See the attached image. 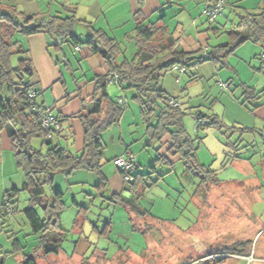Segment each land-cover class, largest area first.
Returning a JSON list of instances; mask_svg holds the SVG:
<instances>
[{
    "label": "rangeland",
    "instance_id": "1",
    "mask_svg": "<svg viewBox=\"0 0 264 264\" xmlns=\"http://www.w3.org/2000/svg\"><path fill=\"white\" fill-rule=\"evenodd\" d=\"M256 2L246 0L242 5L255 6ZM206 21L220 28L219 32L209 30L211 46L229 41L226 29L239 20L236 11L224 6L215 22ZM189 24L186 23L187 28ZM121 44L128 57L136 51L133 39L123 40ZM262 52L260 43L249 40L229 56V66L207 61L197 65L202 71L191 67L188 73L181 75L183 80L197 71L201 75L182 91L183 108L186 109L184 126L196 147L198 162L213 170L216 178L226 180L225 184L210 187L208 195L205 184L201 183L203 176L192 171L178 156L165 151L167 145L163 146L162 151L175 160V168L168 172L169 165H157L158 173L154 177L161 173L163 179L145 192L140 206L149 209L155 217L167 220L152 225L143 233L134 230L127 210L109 199L115 189L103 187L98 173L84 169L70 175L58 173L53 186L45 185L44 190L49 197L54 189L65 193L67 206L62 224L67 232L59 253L43 255L38 251L35 254L38 264H264V121L255 113L252 98H246L242 84H255L264 90ZM21 57L13 55V66L18 65ZM109 87L116 88L117 93L112 96L116 99L119 97L115 96H122L127 105L120 122L103 132V170L108 177L120 173L114 156L129 145L141 164L139 171L150 172L156 164V149L160 144L159 141L148 144L147 122L134 98L136 91L130 87L123 89L115 82L109 83ZM249 109L251 113L246 112ZM197 112L206 115L215 112L227 126L221 129L207 125L209 120L205 119L204 125L197 130ZM235 120L243 123H235ZM234 125L238 129H229L228 126ZM74 138L73 134L68 140L54 134L53 139H47L67 148L70 146L71 152L81 154L82 149H76ZM32 145L44 151L47 148L43 137L33 138ZM17 170L19 187H22L24 173L18 166ZM253 179L258 181L259 187H252ZM233 182L252 190L235 188ZM129 193L125 190L123 194L129 196ZM17 199L18 210L13 220L0 218V245L4 251L12 250L13 232L16 231L24 247L19 255L6 256V264H21L19 256L23 259L38 243L23 211L28 206L27 191H20ZM79 211L82 212L80 217H84L83 225L75 230ZM131 215L138 225H145L144 218L136 217L135 212Z\"/></svg>",
    "mask_w": 264,
    "mask_h": 264
},
{
    "label": "trees",
    "instance_id": "2",
    "mask_svg": "<svg viewBox=\"0 0 264 264\" xmlns=\"http://www.w3.org/2000/svg\"><path fill=\"white\" fill-rule=\"evenodd\" d=\"M237 16L238 23L226 29L229 41L211 46L208 42L206 51L205 47H201L198 51L189 52L181 47L179 38L163 21L164 16L157 21L148 22L144 11L137 9L134 12L136 51L128 57L121 41L109 35L104 29L95 27L92 22L79 19L75 12L68 16L50 12L28 16L14 4L6 6L0 4V133L4 132L9 137L17 166L25 177L21 188L14 186L6 191L2 199L0 218L5 221L7 218L12 219L18 210L17 196L20 191L26 190L28 206L23 211L30 224L31 234L36 235L38 239L36 249L24 254L21 264H38L35 256L38 251L41 252L39 254L49 255L57 254L62 249L67 232L62 224V215L67 206L64 200L65 193L60 189H54L49 197L44 190L45 185L53 186L58 173L70 175L75 170L84 169L98 173L103 187L110 185L103 171L105 145L102 135L105 130L120 122L125 110L123 98L110 97L108 92L110 82L117 83L123 89L128 87L135 89L134 98L139 103L141 113L147 122L148 144L152 145L155 141H159L160 144L156 149L158 152L156 164L151 167L150 172L141 173L137 161V166L131 172L132 178L125 181L123 171L119 169L124 182L123 192L127 190L130 192L129 196H125L123 192H113L109 198L127 210L134 230L146 233L152 225L163 224L166 220L155 217L149 209L140 206V198L145 192L163 179L164 174L161 173L154 177L158 173L157 165L159 163L169 165L168 172L175 168V160L165 151L178 156V159L184 161L192 171L202 175L201 183L205 184L206 191L219 181L213 170L197 160L196 147L184 126L186 109L183 108V104L176 97L167 95L160 83L165 74L177 66L185 67V72L207 61L229 66V56L249 40L260 43L264 51V4L257 10L244 9L238 12ZM77 22L82 23L87 30L85 39L75 32ZM219 29V26L209 27V30L215 32H219ZM16 32L26 36L45 33L52 39V45L56 48H61L67 42L75 46L87 45L93 52L100 54L108 66L107 74L99 75L95 80L91 107L83 105L86 113L79 116L85 136L81 154H74L53 140L48 141V137L53 139L54 134L58 136L63 132V123L67 117L53 113L51 108L39 102L43 89L37 82L31 81L34 75L33 61L28 56V50L18 40L13 39ZM14 54L22 55L17 66H13L12 63ZM192 74L190 80L197 78L195 73ZM243 85L246 98L254 97V89L247 84ZM120 99H123L122 103ZM171 99L174 102H171ZM175 102L179 104L176 105ZM35 106L54 114L60 127L44 128L40 114L34 109ZM195 115L197 120L208 119L207 125L221 129L227 126L215 113L206 115L197 112ZM228 127L238 129L236 126ZM198 128L199 126L197 130ZM35 137L45 139L47 143L45 151L43 148L33 147L32 140ZM165 145L167 147L163 152L162 148ZM131 154L127 152V156ZM76 204L79 205L77 202ZM9 206L13 208L12 215L7 212ZM81 211L75 219V230L83 225L84 217H80ZM133 212L136 213V217L145 219V225L140 226L136 223L131 215ZM152 218L163 222L156 223L157 221H153ZM151 221L154 224H151ZM14 241L23 249L24 246L18 239ZM9 253L10 251L5 252L7 255Z\"/></svg>",
    "mask_w": 264,
    "mask_h": 264
},
{
    "label": "crops",
    "instance_id": "3",
    "mask_svg": "<svg viewBox=\"0 0 264 264\" xmlns=\"http://www.w3.org/2000/svg\"><path fill=\"white\" fill-rule=\"evenodd\" d=\"M245 1L225 0L224 6L236 11L237 15L238 12L244 9L254 10L255 7L259 8L264 4V0H257L254 4L255 6H247L246 4L243 6L242 4ZM0 4L5 6L6 4H14L28 16L40 12L68 16L75 12L79 19H86L92 22L95 27L104 29L109 35L121 42L128 38L134 40V12L137 9H142L148 22L157 21L164 16L163 21L174 32V35L179 38L181 47L189 52L198 51L201 47L207 48L210 25L206 20L214 22L210 21L204 13L208 0H0ZM186 23H190L188 28ZM86 31L82 23H76L75 32L81 35L82 38L85 37ZM13 39L18 40L28 50V56L33 61L34 75L31 81L37 82L38 86L43 89L39 102L51 108L53 113L67 117V120L63 123V132L58 137L68 140L73 134L75 144L77 145L76 149L78 151L83 149L85 136L79 116L86 113V110H83V105L91 107L93 103L96 78L108 72V66L103 57L93 52L87 45L75 46L67 42L61 48H56L52 45L53 41L49 35L42 32L31 36L16 32L13 35ZM204 64L206 63L204 62ZM198 66L194 68L201 70L202 67ZM178 70L173 68L169 73L167 72L160 84L167 95L176 97L179 100L181 99L180 101L183 104L181 98L182 91L187 89V86L196 80V78L190 80V73L189 78L183 80L181 75L187 73L188 70L186 72ZM195 74L197 79L201 76H199L198 71ZM242 84L247 83L242 82ZM252 85L250 86L254 89L255 96L252 97L251 101L255 102V113L262 119L261 121H264V90L258 89L259 87L255 84ZM115 89L114 87L108 88L111 98H114L112 96L114 92L117 93ZM115 97L122 98V96ZM125 105L127 104L125 103ZM246 112L251 113V110H246ZM234 122L243 123L240 120H235ZM65 127L67 128V133L64 134ZM68 149L70 150V146ZM127 152L136 155L132 148L126 145L124 151L116 154L114 159L120 155L127 156ZM154 162L156 161L154 160ZM248 165L250 166V163ZM140 166L141 164L138 162V167ZM18 172L11 141L4 132H1L0 195H2V199L7 190L14 186L19 187L20 176H18ZM105 175L108 177V174L105 173ZM108 179L109 186L115 189L114 192H123L124 182L120 173H112ZM219 181V183L210 187L226 183V180L219 179ZM252 181H254L252 187L260 186L258 181L254 179ZM233 183L235 184V188L247 191L252 190H248L246 186L241 185L239 182ZM207 192L209 195V187ZM11 220H13V217ZM12 222L13 224H17L14 221ZM15 239L19 240L16 231L13 232V240ZM14 242L13 249L8 250L10 251L9 254L14 253L19 255L21 247L19 243L15 244ZM2 247L0 245V264H6L5 257L9 254H5L6 251L2 250ZM15 248L16 251H14ZM19 259L20 261L23 260L21 256H19Z\"/></svg>",
    "mask_w": 264,
    "mask_h": 264
},
{
    "label": "built area",
    "instance_id": "4",
    "mask_svg": "<svg viewBox=\"0 0 264 264\" xmlns=\"http://www.w3.org/2000/svg\"><path fill=\"white\" fill-rule=\"evenodd\" d=\"M225 0H208V4L206 5V8L204 9V13L207 16V18L210 21H215L218 15L222 13V10L224 8ZM264 58V57H263ZM175 69H179L181 72H184L185 67H175ZM111 80H113L111 78ZM121 103L123 102V99L119 100ZM171 102H174L173 99H171ZM176 105H178V102H175ZM36 111L41 116L42 125L44 128H51L56 127L59 128L60 124L58 122L57 117L52 114L49 110H44L42 107H34ZM198 126L202 125L204 123V120L198 119ZM115 164L117 167L123 171V179L125 181H128L132 178L131 172L135 167L137 166V159L136 155L131 154L130 156L126 155H120L114 159ZM0 208H2V201H0ZM7 212L12 215L13 208L11 206L7 207Z\"/></svg>",
    "mask_w": 264,
    "mask_h": 264
}]
</instances>
